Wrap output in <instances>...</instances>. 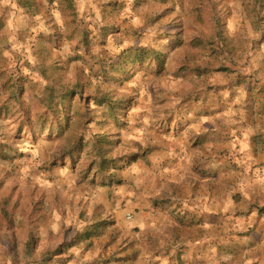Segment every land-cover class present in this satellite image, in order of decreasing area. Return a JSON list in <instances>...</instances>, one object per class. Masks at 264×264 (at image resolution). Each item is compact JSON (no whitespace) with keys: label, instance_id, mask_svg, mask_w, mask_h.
<instances>
[{"label":"rangeland","instance_id":"1","mask_svg":"<svg viewBox=\"0 0 264 264\" xmlns=\"http://www.w3.org/2000/svg\"><path fill=\"white\" fill-rule=\"evenodd\" d=\"M74 1L67 28L57 0H0V106L17 95L0 115V264H264V23L250 1ZM43 47L65 83L89 86L63 133L40 101ZM137 47L155 51L151 66L106 76ZM124 95L122 125L105 122ZM102 133L119 134L116 155L149 151L106 173L120 183L93 176ZM80 139L88 148L65 158Z\"/></svg>","mask_w":264,"mask_h":264},{"label":"trees","instance_id":"2","mask_svg":"<svg viewBox=\"0 0 264 264\" xmlns=\"http://www.w3.org/2000/svg\"><path fill=\"white\" fill-rule=\"evenodd\" d=\"M250 2L245 3V10L247 15L253 20V23L260 28L264 23V0H249ZM39 8V7H38ZM33 12L35 13V9ZM57 8L61 12L64 19L65 27H70V24L75 22L78 17V8L74 0H57ZM193 13L196 19L204 24L206 22V7L203 3L198 4L194 9ZM189 49L196 51H203L204 47L189 41ZM44 57L41 60L40 71L45 79L50 80L44 87L40 97L42 106L45 108V119L47 128L50 130H56L57 133L65 132L71 123V113L74 111L75 103H80L77 100V95L83 97L89 86L84 85L80 80H76L74 83L64 82V70L62 66L56 60H49V54L46 48L41 49ZM155 51L147 47H137L134 50L129 51L126 58H118L107 64L104 62V71H106L107 77H114L122 81H129L134 77L135 67H142L143 64L151 66L155 59ZM120 76V78H117ZM16 91V88H15ZM124 95L115 101L109 100L107 103V110L103 117L105 122L113 120L117 125L121 126L119 121V113L121 109H126L128 101L131 99ZM17 104V95L15 92L8 97L0 106V115L6 114L11 115L14 113ZM77 111V108H76ZM125 113V112H124ZM45 130V128H44ZM120 143L119 134L102 133L97 134L91 142L90 151L95 154L94 166L96 171L94 177H99L106 183L111 184L114 182L120 183L117 173H106L109 170L118 171L123 169L125 166L137 162L139 160H146L149 151H138L131 154H115V149ZM88 148L87 142L83 139L74 141L71 147L65 152V158H71L73 161H77L80 157V153ZM100 225L94 224L87 227L82 233L77 236L78 241L74 244L77 245L80 242L89 241L99 235ZM69 246H72L69 244Z\"/></svg>","mask_w":264,"mask_h":264}]
</instances>
